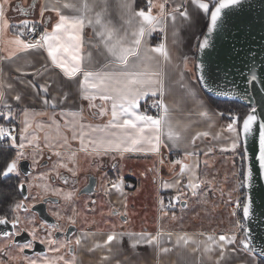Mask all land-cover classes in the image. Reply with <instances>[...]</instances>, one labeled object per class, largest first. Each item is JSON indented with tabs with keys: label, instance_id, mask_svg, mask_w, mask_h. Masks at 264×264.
<instances>
[{
	"label": "crops",
	"instance_id": "0c3cea01",
	"mask_svg": "<svg viewBox=\"0 0 264 264\" xmlns=\"http://www.w3.org/2000/svg\"><path fill=\"white\" fill-rule=\"evenodd\" d=\"M138 1L131 0L133 8L147 10V0H140L141 4H138ZM96 2L102 4L104 0ZM153 2L159 4L165 0ZM204 2L208 3L209 0ZM54 3L55 0H8L5 5L6 16L10 25H19L22 20L28 19L30 22L41 24L43 30L47 28L51 32L58 18L51 11L46 12L42 18L40 10L42 6H51ZM107 3L110 5L108 21L123 34L127 25L124 24L117 7L118 0H107ZM181 4L187 9L188 19L185 20L177 14L175 24L168 19L164 31L158 29L144 37L147 48L164 43L169 52L168 61L153 54L155 59L148 70L160 72L164 82V103L169 109L168 116L173 125L177 126L175 130L181 131L179 145L173 147L171 142L166 140L169 146H162L159 154L131 152L123 156H97L82 151L80 139H72L73 132L71 128L65 127V124L74 119L72 114H76L75 119L79 124L103 126L109 117H101L97 113L99 106L105 102L96 99L91 103L98 107L91 108L90 102L82 98L84 93L79 84L69 81L59 69H54L45 50H29L7 59L11 49L3 50L4 45L0 44V91L4 92V99L0 100V112L7 114L8 109L4 105H9L12 119L17 122L19 131L25 110L30 113H46L43 116H35L31 121L37 120L48 126L52 124L50 117L55 119L60 125V135L56 136L55 133L51 140L57 139L61 155L70 157L75 153V161L81 168H87L91 162L100 163L106 160L113 165L111 183L120 185L119 190L113 188L112 184L107 190L113 205L125 214L126 219L120 220L115 216L110 218V221H83L79 233L73 239L74 242L77 237H82V243L80 246L74 244V254L65 257L70 260L74 256L76 264H217L218 249L205 252L203 244L198 247L191 242L188 245H177L176 238L186 233L196 241H206L208 235L218 237L220 234H231L238 221L226 201L238 193L241 147L236 152L231 149L233 136L226 130L231 121L225 119L224 114L220 115L222 112L203 91L195 70L197 45L210 14L203 13L191 0H167L166 9L171 11ZM33 5L36 6L34 9ZM157 11L158 9H153L154 14ZM13 31L14 29H9L4 38L11 39ZM84 40L82 54L85 57V65L94 70H102L110 58L107 57L99 38L94 36L93 27L87 24ZM88 53L92 54L90 59ZM29 81L49 86L46 94L49 104L43 103L45 94L38 88L31 87ZM16 95H20L22 100L16 101ZM155 99L157 97L142 98L140 110L148 115H158L145 108L146 101L153 102ZM106 106L110 109V103ZM201 110L208 111L209 115L200 116ZM9 120L11 119L4 118V121ZM182 125L187 127L181 129L179 126ZM52 128L55 129V126ZM199 132H208L209 135L200 136L193 143V137ZM63 137H67V144H64ZM186 152H194L195 155L185 157ZM175 160L188 164L199 180L203 181L197 189L198 195L193 196L192 190L186 187L191 174H180V165L172 163ZM177 197L178 203L175 201ZM161 202H173L175 206L172 210L161 211ZM113 230L125 235L113 243L110 252L107 248H94L95 243H102ZM158 231L165 234L161 237L160 247L169 249L167 252L146 245L143 241L132 247L135 238L127 235L142 232L155 235ZM168 233L172 234L170 239ZM236 234L242 236L239 232ZM219 264H261V261L255 254L243 252L238 248L236 252L226 254V260L219 261Z\"/></svg>",
	"mask_w": 264,
	"mask_h": 264
},
{
	"label": "snow or ice",
	"instance_id": "6c2138e0",
	"mask_svg": "<svg viewBox=\"0 0 264 264\" xmlns=\"http://www.w3.org/2000/svg\"><path fill=\"white\" fill-rule=\"evenodd\" d=\"M7 3L8 0L0 2V44L4 45L3 50L11 49L6 58L11 59L17 53L29 50L43 49L47 52V58L50 59L51 66L54 69H59V72L69 81L79 84L81 91L84 93L82 98L90 102L89 106L91 108L98 107L95 103H91L96 99L105 102L104 105L99 106L97 113L101 117H109L107 123L103 126L79 124L75 119L76 114H72L74 119L65 124V127L71 128L73 132L72 139H80L82 151L89 155L97 156L109 154L123 156V154L131 152L159 154L162 146H169L165 142L166 140L170 141L173 147L179 145L181 131L175 130L177 126L173 125L168 116L169 109L164 103V82L161 74L159 71L148 70L151 62L155 59L153 54L162 57L164 61H168L170 59L169 52L164 43H160L153 48H147L144 44V37L158 29L164 31V26L168 19H171L173 24H175L177 14L185 20L188 19V12L183 4L168 11L166 9L167 0L159 4L154 3L153 0H147V10L144 8L137 10L133 8L131 0H118L117 7L124 19V24L127 25V29L121 34V31L116 29L107 19V13L110 8L107 0H104L102 4L96 2V0H93L91 3L89 0H64V2L62 0H55V3L51 6L46 4L41 7L40 17L43 18L46 12L51 11L58 18L57 22L52 26L51 32L45 28L37 34V25L28 19L22 20L19 25L13 26L9 24L5 9ZM191 3L196 5L203 13L210 14L207 34L198 46L201 51H204L211 46L210 37L212 34L221 27L224 11L242 5L243 0H209L208 3H205L204 0H191ZM35 7V5L32 6L33 9ZM154 8L158 9L155 14L153 13ZM65 10L68 11L66 12ZM86 24L93 27L94 36L99 38L107 57L110 58L104 64L102 70H94L85 65V57L82 53L85 46L84 30ZM9 29H14L13 36L11 39H5L4 36ZM28 36H32L33 38L28 39ZM142 47L144 48L143 51ZM91 55V53H88L89 59ZM158 64L159 61H157ZM17 71H20V69H17ZM45 71H47V67H45ZM249 72L250 76L247 78L246 83L255 87L258 76L251 68ZM80 77L82 79H79ZM198 80L205 85L207 83L202 67ZM28 83L31 87L38 88L41 93L45 94L43 98L44 104L50 103L46 96L49 91L48 85H37L31 81ZM261 83H264V79H261ZM8 87H11V85H8ZM218 94L227 95L228 93ZM145 97H157L153 101V106L160 109L161 114L153 116L140 110V101ZM3 99L4 92L0 91V100ZM14 99L19 102L22 100V97L16 95ZM65 99L67 98L65 97ZM109 103L110 109L106 106ZM4 106L8 111L7 114L0 112V118L11 119L13 114L10 106L6 103ZM37 115L43 116L46 113H30L27 110L23 112L25 119L22 121L23 127L20 129V143L18 145L17 137L13 135V130L0 125V140L7 139L10 141L12 148L18 149L14 157L6 160L5 166L0 171V175L8 177L14 173L19 176L18 163L25 158L23 151L26 147L25 141H27L28 145H32L39 139L34 134V131L29 132V129L33 128L31 119ZM199 115L207 117L209 113L206 110H201ZM220 115H223V113H220ZM50 119H52V124L48 125V127L52 128L55 126L57 135H60V125L55 119L51 117ZM35 127L40 130L44 129V125L42 124H36ZM179 127L183 129L187 125ZM226 130L233 136L231 143L233 152L240 149L242 139L258 133V148L252 153V156L249 157L247 155L246 149L240 153L242 162H246L241 172L243 176L241 187L248 188L249 192L246 194L243 204L241 205L237 201L236 207H242L243 220H248L254 212V199L251 194L253 179L264 178V109L258 115L257 108L254 105H250L246 115L243 117L234 116L227 125ZM207 135H209L208 132H199L193 137L192 142L194 143L195 139L200 136ZM63 140L64 144H67V137H63ZM46 146L55 147L52 144ZM60 146L63 147V145ZM55 155L59 157L61 153L57 151ZM193 155H195L194 152L185 153V157ZM69 160L74 162L75 153H72ZM172 163L180 165V174H184L185 172L191 174L186 187L192 190L193 196L198 195L197 189L201 187L203 181H200L199 177L195 175L194 170L188 164L183 163L182 160H175ZM59 167L67 168L68 165L60 163ZM68 170L72 171L73 175H75L73 169ZM23 186V182H21L20 188L23 189ZM165 186L167 187L168 185ZM112 187L117 190L120 189V185L117 183L112 184ZM45 190L47 191V189ZM53 194L61 195V192L57 189ZM72 195V193L65 194L64 198L66 200L71 199ZM161 204L163 206V202ZM169 204L171 206V202ZM18 209L28 211L24 201H20L14 205L13 211ZM56 215L58 216L59 214L57 213ZM232 215H236V213L233 212ZM68 221L71 224L76 223L73 217H68ZM20 222L19 216H15L11 221L14 228ZM7 223H9V220L5 216L0 215V225ZM29 223L32 222L29 221ZM40 226L44 227L45 225L42 222ZM53 227L57 228V226ZM24 231H28V229L25 228ZM237 232L241 233L242 236H238ZM19 235V230L14 233H5L9 241ZM29 235L32 237V241L38 239L35 227L31 229ZM123 235L125 233H118L115 230L110 231L102 243H95L94 248H107L110 252L113 243ZM127 235L135 238L132 247L143 241L146 245L160 248L162 252L169 251L167 248L160 247L161 237L165 235L161 231H158L155 235L143 232L138 234L129 233ZM171 235V233L167 234L169 239ZM82 239V237H77L74 242L72 240H58L53 238L51 233H48L47 238L40 240V243L49 245L50 251L53 253H60L62 249H68L71 252L74 251L73 243L76 246H80ZM190 242L197 244L198 247L200 244H203L205 252H211L214 248L218 249L219 261H225L226 254L229 252L234 253L238 248L246 253L255 254L256 252L251 232L245 223L241 221L235 223L231 234H220L218 237L208 235L206 241H196L186 233L178 235L176 238L177 245H188ZM18 247L20 252H24L25 249L32 248L33 243L26 242ZM259 255L264 257V249L260 251ZM104 259H107V257H104ZM219 261L217 264H219ZM60 262H63V264H76L74 256L72 259L67 260L64 255L44 259H31L28 261V264H60Z\"/></svg>",
	"mask_w": 264,
	"mask_h": 264
},
{
	"label": "flooded vegetation",
	"instance_id": "af4514ba",
	"mask_svg": "<svg viewBox=\"0 0 264 264\" xmlns=\"http://www.w3.org/2000/svg\"><path fill=\"white\" fill-rule=\"evenodd\" d=\"M8 122L0 121V125L5 126ZM13 135L17 137L18 145L20 131L17 122ZM25 143V158L18 163L19 176L14 173L8 177L0 175V215L9 220V223L0 225V264H28L31 259L57 255L66 257L74 254V251L62 249L60 253H53L50 246L40 243V240L46 239L51 233L55 239L73 241L83 221H110L115 216L120 220L126 219L125 214L113 205L107 190L112 184V164L103 160L100 163L91 162L87 168H81L76 161L68 165L66 160L52 155V148L46 146V140L39 139L32 145H28L27 141ZM17 150L11 147L7 139L0 140V171ZM60 163H66L68 167H59ZM68 169H73L75 175ZM21 182L23 189L20 188ZM57 189L61 195L53 194ZM68 193L73 195L66 200L64 195ZM20 201H24L28 211H13L14 205ZM15 216H19L21 222L14 228L11 221ZM68 217H73L76 223H69ZM42 222L44 227L40 226ZM33 227L38 237L36 241H32L29 235ZM25 228L28 231H24ZM18 230L19 236L13 237L11 241L6 238L5 233ZM26 242H32L33 247L20 252L18 246Z\"/></svg>",
	"mask_w": 264,
	"mask_h": 264
},
{
	"label": "water",
	"instance_id": "95a60500",
	"mask_svg": "<svg viewBox=\"0 0 264 264\" xmlns=\"http://www.w3.org/2000/svg\"><path fill=\"white\" fill-rule=\"evenodd\" d=\"M209 23L210 15L195 58L197 80L202 67L207 81L205 85L198 80L201 88L206 95L218 100L236 101L248 107L254 105L260 115L264 109V83H261L264 79V0H243L242 5L226 9L221 27L210 37L211 46L201 51L198 46L207 34ZM250 68L258 76L255 87L246 83ZM242 148L251 157L258 148V133L242 139ZM244 189L247 194L249 189ZM251 194L254 212L244 222L251 232L255 255L264 260L259 255L264 249V178L253 179Z\"/></svg>",
	"mask_w": 264,
	"mask_h": 264
},
{
	"label": "built area",
	"instance_id": "2783aa9c",
	"mask_svg": "<svg viewBox=\"0 0 264 264\" xmlns=\"http://www.w3.org/2000/svg\"><path fill=\"white\" fill-rule=\"evenodd\" d=\"M35 24L37 25V34H39V32L43 31V27L39 23H35ZM27 38L28 39H32L33 37L32 36H28ZM145 108L149 112H154V113H158V114L161 113L160 109H158L157 107L153 106V102L152 101H146L145 102ZM234 116H236V115L228 114V116H227L228 120L231 121ZM15 122H16L15 119H12L5 125V127L13 130L14 126H15ZM240 175H239V178L243 180V176L242 175L240 176ZM241 184L242 183L240 182L239 183V188H238L239 189L238 190V196H236V197H234L232 199V201L229 203V207H230L232 212L236 213V215H235L236 219L238 221H241V222L245 223L244 220H243L242 207L241 208H237L236 207V202L239 201L241 203V205H242L243 202H244L245 196H246L245 189H244V187H241ZM174 206H175V204L173 202H171V206H170L169 202L168 203H164L163 206L162 205L160 206V210L161 211H169V210H172L174 208Z\"/></svg>",
	"mask_w": 264,
	"mask_h": 264
},
{
	"label": "rangeland",
	"instance_id": "374dc122",
	"mask_svg": "<svg viewBox=\"0 0 264 264\" xmlns=\"http://www.w3.org/2000/svg\"><path fill=\"white\" fill-rule=\"evenodd\" d=\"M25 119V117H23L22 121ZM12 120V118H11ZM0 121L3 122L4 121V118H0ZM10 121V120H9ZM31 123L33 124V128L32 129H29V132H33L34 131V134L37 135L40 139V141H43V140H46V143L48 144H52V145H55V147H50L52 148V155H55V152L58 151V143H57V139L53 138L54 140H51V138L54 136L55 137V133H56V130L54 128L50 129L48 126H44V129L43 130H40V129H37L35 127L36 124H41V122L39 123L37 120L36 121H31ZM22 124V127H23V123ZM43 125V124H42ZM28 135V134H26ZM56 136H57V133H56ZM47 137V139H46ZM30 138V137H29ZM38 139V140H39ZM42 139V140H41ZM38 140H36L35 142H37ZM58 158L62 159V160H66L67 164L69 165V163H73V161L69 160V156H59ZM57 160V159H56ZM75 161V160H74ZM240 165H239V175L241 174V157H240ZM241 176V175H240ZM242 179H240V182L242 183ZM239 190V189H238ZM238 196V193L237 195ZM234 196V197H236ZM230 198V199H227V203H228V206H229V203L232 201V199L234 198ZM179 205V204H178Z\"/></svg>",
	"mask_w": 264,
	"mask_h": 264
},
{
	"label": "trees",
	"instance_id": "16d2710c",
	"mask_svg": "<svg viewBox=\"0 0 264 264\" xmlns=\"http://www.w3.org/2000/svg\"><path fill=\"white\" fill-rule=\"evenodd\" d=\"M138 4H141L140 0L138 1ZM208 97L211 100V102L216 106V108L225 115V119L228 118L227 117L228 114L243 117L244 115H246L247 111L249 110L248 106L242 103L236 102V101L218 100L210 96ZM242 151H243V148L241 145V152ZM243 167H244V162L241 163V172H242ZM259 259L261 261V264H264V260L261 258Z\"/></svg>",
	"mask_w": 264,
	"mask_h": 264
}]
</instances>
